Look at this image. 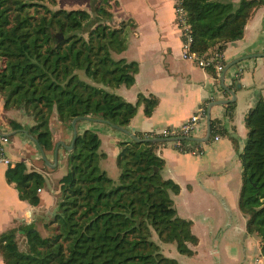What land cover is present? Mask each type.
Instances as JSON below:
<instances>
[{
	"label": "trees",
	"instance_id": "trees-1",
	"mask_svg": "<svg viewBox=\"0 0 264 264\" xmlns=\"http://www.w3.org/2000/svg\"><path fill=\"white\" fill-rule=\"evenodd\" d=\"M110 1L98 0L91 14L58 8L56 0H0L3 107L21 110L32 119L29 134L44 151L53 148L49 129L53 114L68 127L78 116H99L125 127L138 105L150 115L157 104L152 95H138L130 103L110 91L131 86L138 71L137 62L113 56L125 50L132 24H109ZM180 5L184 13L179 25L189 26L190 52L207 57L222 56L228 43L242 38L247 19L264 0H181ZM218 61L222 63V58ZM213 67L207 66L211 71ZM234 108V102L227 104L229 116ZM7 123L13 130L24 128L13 119ZM245 124L247 137L238 153V205L247 218V234L259 238L264 256V99L258 98L248 110ZM218 133L211 123L210 137ZM157 145L150 140L120 142L119 175L114 180L99 166L105 154L99 150L98 135L90 129L77 132L68 154L69 168L58 180L57 209L45 225L46 234L32 224L2 232L4 264H180L161 253L152 237L174 243L186 255L193 253L190 246L198 241L190 221L176 214L170 193H177L179 186L161 177L163 160L155 153ZM197 145L180 140L177 148L192 152ZM5 179L21 200L39 203L42 173L17 161L7 165ZM17 233L24 238L23 249Z\"/></svg>",
	"mask_w": 264,
	"mask_h": 264
},
{
	"label": "crops",
	"instance_id": "crops-1",
	"mask_svg": "<svg viewBox=\"0 0 264 264\" xmlns=\"http://www.w3.org/2000/svg\"><path fill=\"white\" fill-rule=\"evenodd\" d=\"M59 1L56 0L58 7ZM97 1L73 0L66 5L82 6L71 9H84L93 14ZM110 5L111 26H118L121 21L132 24L125 50L113 56L138 64L131 86L120 85L110 91L130 103H135L138 95H152L157 99L150 115L144 114L143 104L138 105L135 115L123 128L140 138L153 130L178 127L206 107L204 118H200L191 135L203 137L209 104L232 98L221 85L234 92L235 108L231 116L228 103L210 107V122L220 130L219 138L196 141L199 154L182 152L172 141L157 142L155 153L163 160L160 175L179 186L177 193H170L176 214L190 221L191 232L198 241L190 246L193 253L186 255L174 243L162 242L155 234L153 239L158 241L165 256L180 264H264L259 238L247 234V218L238 205L241 187L238 153L247 137L246 114L258 98L264 99V57H246L226 69L235 59L264 52V5L253 9L242 38L227 44L222 53L223 69L219 72L182 57L181 30L173 0H111ZM88 117L94 120L77 121V132L90 129L98 135L99 150L105 154L99 160L100 168L115 180L119 174L116 166L119 143L130 141L131 137L101 121L102 117ZM8 119L18 121L24 128L11 129ZM61 123L53 114L50 130L55 125L60 135L52 133V150H43L46 164L39 146L28 135L32 119L21 110H5L0 95V135L9 136L6 156L12 163L23 161L28 169L42 173L45 178L37 192L39 203L31 205L19 198L14 185L7 183V165L0 162V234L22 224H32L41 234H46L45 225L56 212L59 198L58 183L52 176L66 164V149L60 144L55 160L54 147L58 142L68 145L73 134L72 127ZM17 236L22 235L17 233ZM0 264H4L1 255Z\"/></svg>",
	"mask_w": 264,
	"mask_h": 264
},
{
	"label": "built area",
	"instance_id": "built-area-1",
	"mask_svg": "<svg viewBox=\"0 0 264 264\" xmlns=\"http://www.w3.org/2000/svg\"><path fill=\"white\" fill-rule=\"evenodd\" d=\"M174 2V12L176 16L177 23H183V8L181 7V0H173ZM180 28V36L182 40V57L185 59L192 60L194 63H196L200 67H207L209 64H213L216 71H221L223 69V64L220 63L218 60L222 58L220 54H211L207 57H201L195 54L194 52H190L189 45L191 41V36L189 34V26L186 24L179 25ZM205 116V109L200 108L198 112L191 115L185 122H183L178 127H171V128H161L158 130H153L149 132L148 134H145L147 137L154 138V137H160V138H175L172 142L175 143V145H179V141L177 138L180 137H189L193 134V132L196 130L198 122L200 118H204ZM219 138L218 135L214 136V140H217ZM9 141L8 135H0V162L6 164V165H12L13 163L8 159L6 156V145ZM192 153L199 154L200 151L197 149L192 150Z\"/></svg>",
	"mask_w": 264,
	"mask_h": 264
},
{
	"label": "water",
	"instance_id": "water-1",
	"mask_svg": "<svg viewBox=\"0 0 264 264\" xmlns=\"http://www.w3.org/2000/svg\"><path fill=\"white\" fill-rule=\"evenodd\" d=\"M246 57H264V52L257 53V54H251V55H248V56H245V57H242V58L235 59V60H233L232 62H230V63H228L226 65V69L229 68L230 66H232L233 64L238 63L239 61H241L243 58H246ZM221 81H223V75L221 76ZM221 86H222V88L225 91L230 92L232 98L231 99H227V100H216V101L211 102L209 104V106L207 108V111H206V134H205V136H203V137H194V136L180 137V138H177L178 140H191V141L205 142V141H207L209 139L210 134H211L210 107L213 106V105H217V104L230 103L234 99V92L232 90L227 89L224 85H221ZM83 119L94 120L93 118L88 117V116H78V117H75V118H73L71 120V126H72V131H73L72 132L73 134H72L71 142L68 145L64 144V142H58V143L55 144V147H54V158H55V160H56L57 151H58V148H59L60 144L66 150L70 151L72 149L74 141H75V137H76V134H77L76 123H77V121L83 120ZM101 121L109 124L110 126L114 127L115 129L127 134L128 136L131 137V139L136 140V141L150 140L152 142H164V141H173V140H175V138H160V137H154V138H148V139H140L137 136H135L133 133H131L129 130H127L126 128H123L121 126L112 124V123H110V121H108L106 119H102ZM23 131L26 134H28L27 130H23ZM28 135L36 143L35 138L32 135H30V134H28ZM40 150H41V153H42V156H43V159H44L45 163L48 164V161H47L45 155L43 154V150L41 148H40ZM155 170H157V169H155ZM261 201L264 204V198Z\"/></svg>",
	"mask_w": 264,
	"mask_h": 264
},
{
	"label": "rangeland",
	"instance_id": "rangeland-1",
	"mask_svg": "<svg viewBox=\"0 0 264 264\" xmlns=\"http://www.w3.org/2000/svg\"><path fill=\"white\" fill-rule=\"evenodd\" d=\"M73 2V0H60L59 1V7H58V5H57V3H56V7H58V8H60V7H65L66 9H71V7H82V6H68V5H66V4H68V3H72ZM86 28H88V26L86 27ZM85 29H84V32L83 33H85ZM61 122V121H60ZM56 124H57V122H56ZM61 124H63V123H61ZM51 125H52V123H51ZM65 126H67L66 124H64ZM49 127H50V123H49ZM72 127V126H71ZM50 129V128H49ZM50 132H51V130H50ZM52 133H57V134H59L60 135V133H59V128L57 127H55V125H54V127H53V129H52V132L50 133L51 134V136L53 135ZM66 164L63 166V167H61V168H58V170H57V172L55 173V175L54 176H52L53 178H52V180H55V181H57V183H58V180H59V178L64 174V173H66V171L68 170V168H69V164H68V154H69V150H66ZM100 166V165H99ZM119 175V174H118ZM117 179V178H116ZM17 238V242H18V245H19V248H21V249H23L24 248V246H25V243H24V238L22 237V236H17L16 237ZM156 238V237H155ZM157 244H158V246H159V249H160V251H161V253H163V254H165V252L163 251V249H162V247L159 245V243H158V241H155ZM167 251V250H166Z\"/></svg>",
	"mask_w": 264,
	"mask_h": 264
}]
</instances>
